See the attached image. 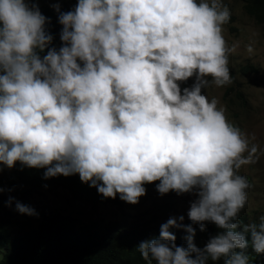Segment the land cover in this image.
I'll list each match as a JSON object with an SVG mask.
<instances>
[{"label": "clouds", "instance_id": "9594fccd", "mask_svg": "<svg viewBox=\"0 0 264 264\" xmlns=\"http://www.w3.org/2000/svg\"><path fill=\"white\" fill-rule=\"evenodd\" d=\"M229 20L222 0H77L59 12L57 50L32 0H0V165L46 169L45 179L78 174L131 205L156 181L161 196L193 194L192 224L221 231L201 249L189 226L177 246L170 218L138 245L142 259L249 264V246L264 253V216L240 221L250 185L237 172L258 148L204 94L232 82ZM16 210L36 214L20 202Z\"/></svg>", "mask_w": 264, "mask_h": 264}, {"label": "trees", "instance_id": "16d2710c", "mask_svg": "<svg viewBox=\"0 0 264 264\" xmlns=\"http://www.w3.org/2000/svg\"><path fill=\"white\" fill-rule=\"evenodd\" d=\"M76 4L77 0H70L69 4L58 6L59 12L74 10ZM37 6L47 18L46 31L53 37L49 48L59 50L62 46L59 12L56 11V6L47 2ZM244 9L264 29V0H244ZM232 20L230 18L226 25L229 26ZM46 52L47 49L44 54ZM247 70L257 71L252 66H246L240 72L245 74ZM237 95L246 103L244 94L238 91ZM45 171L46 169L22 167L19 162L12 169L0 171V189L3 190L0 192V212H3L0 217V264H148L136 248L142 241L158 238L160 227L149 221L137 220H96L81 224L73 214L40 213L32 206L31 199L43 190H65L74 201L90 205L94 210L100 205H112L122 212L126 205L119 195L116 199L104 198L96 188L82 183L78 174L45 179ZM10 197L12 203L9 206ZM17 202L31 207L36 214H20L16 210ZM240 221L249 223L244 210L240 213ZM179 225V228L171 229L176 236L177 246L186 245L185 229L189 226L195 231V245L201 249L211 237L221 231L211 222H205L203 231L190 220ZM248 240L250 242V235ZM246 254L249 256V264H264V253L257 254L249 246ZM215 264H224V261L221 259Z\"/></svg>", "mask_w": 264, "mask_h": 264}, {"label": "rangeland", "instance_id": "374dc122", "mask_svg": "<svg viewBox=\"0 0 264 264\" xmlns=\"http://www.w3.org/2000/svg\"><path fill=\"white\" fill-rule=\"evenodd\" d=\"M36 5L47 2L54 6L69 4L70 0H32ZM222 4L230 11L229 26H223V36L228 47H234L229 55V69L232 82L223 87L210 84L204 94L209 100L217 101V108L222 110L229 123L238 127L249 141V146L256 145L258 150L254 154V163L243 165L237 172L247 178L250 187L247 189L248 200L243 209L249 218V223L259 222L264 216V29L250 18L244 9V0H222ZM251 46L253 51L248 52ZM252 66L256 72L247 70L242 74L243 67ZM211 79V78H209ZM194 79L181 83V89L191 87ZM238 91L244 94L246 103L237 96ZM1 169L8 170L1 165ZM145 184L146 194L139 198V203H126L122 212L112 205H100L96 210L90 205L74 201L65 190L49 192L47 190L36 193L31 204L40 213L58 212L73 214L81 224L90 221H149L156 227H161L170 218L177 220V224L189 221L190 204L196 199L193 194L177 195L174 191L161 196L156 185ZM3 212H0V217ZM183 216V221L180 217Z\"/></svg>", "mask_w": 264, "mask_h": 264}]
</instances>
